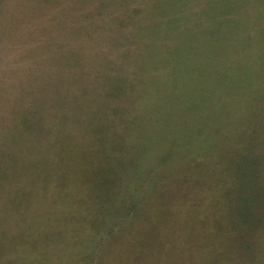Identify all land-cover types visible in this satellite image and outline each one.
Segmentation results:
<instances>
[{"label": "rangeland", "instance_id": "374dc122", "mask_svg": "<svg viewBox=\"0 0 264 264\" xmlns=\"http://www.w3.org/2000/svg\"><path fill=\"white\" fill-rule=\"evenodd\" d=\"M0 264H264V0H0Z\"/></svg>", "mask_w": 264, "mask_h": 264}, {"label": "crops", "instance_id": "0c3cea01", "mask_svg": "<svg viewBox=\"0 0 264 264\" xmlns=\"http://www.w3.org/2000/svg\"><path fill=\"white\" fill-rule=\"evenodd\" d=\"M226 0H223V2H225ZM227 2H230V0H227ZM241 2V1H240Z\"/></svg>", "mask_w": 264, "mask_h": 264}, {"label": "trees", "instance_id": "16d2710c", "mask_svg": "<svg viewBox=\"0 0 264 264\" xmlns=\"http://www.w3.org/2000/svg\"><path fill=\"white\" fill-rule=\"evenodd\" d=\"M111 172H112V174L114 175V172H113V170H111Z\"/></svg>", "mask_w": 264, "mask_h": 264}]
</instances>
